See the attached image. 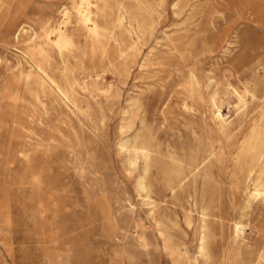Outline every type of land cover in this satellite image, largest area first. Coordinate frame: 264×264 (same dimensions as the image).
<instances>
[{
  "label": "rangeland",
  "instance_id": "374dc122",
  "mask_svg": "<svg viewBox=\"0 0 264 264\" xmlns=\"http://www.w3.org/2000/svg\"><path fill=\"white\" fill-rule=\"evenodd\" d=\"M111 1L126 6L106 60L75 59L69 51L67 22H76L81 0H30L15 22L0 25V264H173L117 151L125 103L140 99L162 148L200 135L215 150L212 92L225 100L222 94L233 89L249 91L244 113L227 128L233 140L241 135L239 123L264 106V0H147V10L133 0ZM23 44L55 60L73 80L77 106L45 87L31 120L18 113L30 65ZM228 101L236 102L233 94ZM224 180L221 206L232 246L238 205L233 210ZM161 199L184 228L183 208L191 199ZM245 220L246 252L252 249L246 260L261 250L264 264V204L254 203ZM180 235L192 258L190 231ZM214 264L222 263L216 258Z\"/></svg>",
  "mask_w": 264,
  "mask_h": 264
},
{
  "label": "bare ground",
  "instance_id": "6f19581e",
  "mask_svg": "<svg viewBox=\"0 0 264 264\" xmlns=\"http://www.w3.org/2000/svg\"><path fill=\"white\" fill-rule=\"evenodd\" d=\"M29 1L3 0L0 25L6 20L15 22L17 13L21 8L24 10ZM133 1L138 7L148 9L147 0ZM125 6L120 2L114 7L111 0H81L77 20L75 23L68 20L65 33L72 57L77 59L97 55L101 60L108 59L112 45L118 40L117 22L124 17ZM142 26L139 24L138 27ZM59 43L60 40L53 41L58 48ZM20 51L30 61L22 82L20 115L28 120L33 118L37 104L42 103L45 87L63 102L77 106L75 83L69 76L60 73L61 68L55 60L35 53L25 44ZM65 65L68 68V62ZM190 86L193 89L197 87L193 75ZM229 93L234 95L235 103L228 101ZM248 94L247 89H233V92L222 94L225 100L221 99L218 90L210 95L211 118L217 125V150L207 137L200 135L162 148L141 112L142 104L137 97L129 99L120 112L117 151L125 173L132 180L134 191L140 198V205L146 209V217L173 264H214L216 258L222 264H260L261 250L256 252L254 259L246 260V255L252 254V249L246 252L250 245L244 233L248 226L245 220L248 210L254 203L264 204V106L250 121L239 123L242 128L239 138L233 140L227 133V128L244 113ZM250 95L253 97V93ZM223 103L225 111L222 110ZM22 125L20 129L27 132ZM224 179L227 180V196L233 210L238 205L239 216L233 221L232 246L229 245L228 214L221 206ZM167 194L172 202H188L191 199V203L183 208L181 219L184 228L166 211V206L161 205V198ZM188 230L194 248L192 258L188 255L184 237L180 235L187 234ZM139 238L144 244L147 243L144 235Z\"/></svg>",
  "mask_w": 264,
  "mask_h": 264
}]
</instances>
